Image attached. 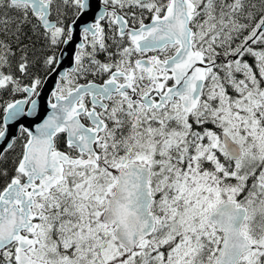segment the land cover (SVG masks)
<instances>
[{"label":"snow or ice","instance_id":"obj_1","mask_svg":"<svg viewBox=\"0 0 264 264\" xmlns=\"http://www.w3.org/2000/svg\"><path fill=\"white\" fill-rule=\"evenodd\" d=\"M0 264H264V0H0Z\"/></svg>","mask_w":264,"mask_h":264}]
</instances>
